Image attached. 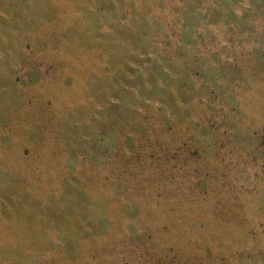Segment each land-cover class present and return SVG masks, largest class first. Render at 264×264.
I'll use <instances>...</instances> for the list:
<instances>
[{"label":"rangeland","instance_id":"374dc122","mask_svg":"<svg viewBox=\"0 0 264 264\" xmlns=\"http://www.w3.org/2000/svg\"><path fill=\"white\" fill-rule=\"evenodd\" d=\"M0 264H264V0H0Z\"/></svg>","mask_w":264,"mask_h":264}]
</instances>
